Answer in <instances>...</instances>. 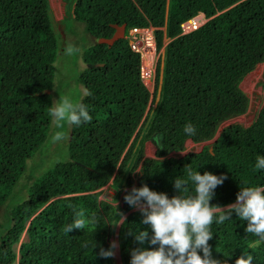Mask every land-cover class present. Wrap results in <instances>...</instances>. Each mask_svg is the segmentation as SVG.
Segmentation results:
<instances>
[{"label":"trees","instance_id":"16d2710c","mask_svg":"<svg viewBox=\"0 0 264 264\" xmlns=\"http://www.w3.org/2000/svg\"><path fill=\"white\" fill-rule=\"evenodd\" d=\"M197 12L207 20L179 35V23ZM70 18L94 39L109 38L111 24H124V34L152 26L156 47L162 48L158 91L149 102L138 78V55L124 34L111 45H86L81 52L86 66L77 80L92 93L81 97L92 121L69 127L65 156L29 183L25 199L6 209L0 220V264H113L99 252L109 248L108 223L118 214L98 197L114 172L125 168L135 172V181H124L125 210L133 208L124 200L133 186L146 184L171 197L177 194L174 178H187L189 168L226 177L210 201L221 207L235 202L240 187L264 186V170H254L257 157L264 156V87L252 123L228 125L215 135L222 121L245 110L240 82L264 60V0H74ZM62 21L52 17L48 0H0V207L26 160L46 139L58 51L55 29L64 32ZM187 123L196 127L195 135L184 133ZM154 134L161 136L154 157H145L142 140ZM210 139V147L168 157L183 150L187 140ZM73 208L83 209L86 219L95 217L99 227L87 223L83 230L65 233ZM125 217L126 225L117 230L120 264H130L132 249L158 247L150 243L152 229L140 211ZM246 226L235 213L223 224L214 220L208 241L212 258L235 264L238 257L251 255V264H264V241L246 233ZM140 231L148 233L143 242L135 239ZM23 232L26 240L19 242Z\"/></svg>","mask_w":264,"mask_h":264},{"label":"clouds","instance_id":"9594fccd","mask_svg":"<svg viewBox=\"0 0 264 264\" xmlns=\"http://www.w3.org/2000/svg\"><path fill=\"white\" fill-rule=\"evenodd\" d=\"M84 96H91L90 91H85ZM49 116L59 128L79 127L83 123H90L92 116L89 107L83 100L74 101L68 95L59 97L49 107ZM196 127L191 123L184 126L187 136L196 134ZM67 139L65 132H58L55 136L57 142ZM254 170H264V156H258ZM226 177L205 171H187V178L177 177L173 180L176 190L175 195L169 197L164 192L150 189L146 184L139 188L133 186L126 193L124 200L130 206L138 208L143 214L142 222L150 225L152 236L150 243L158 245L157 248L132 249L130 264H220L212 258L208 241L212 239L211 225L223 224L232 219L233 213L242 221H247L246 233L264 241V186L240 187L234 203L225 207L210 203L215 195L217 186L223 184ZM189 185L194 187L190 188ZM74 219L64 226L65 233L73 228L85 229L87 223L98 226L95 217L86 219L83 209L73 208ZM119 220L113 226L126 225V217L117 211ZM132 235L131 229L128 231ZM148 237L146 231H140L135 239L143 242ZM97 247L94 243L93 249ZM118 247L112 241L109 248H100L102 257H114ZM200 252L203 255H200ZM252 256L238 257L235 264H251Z\"/></svg>","mask_w":264,"mask_h":264},{"label":"rangeland","instance_id":"374dc122","mask_svg":"<svg viewBox=\"0 0 264 264\" xmlns=\"http://www.w3.org/2000/svg\"><path fill=\"white\" fill-rule=\"evenodd\" d=\"M73 3L74 0H48L52 17L55 20L63 19L59 27L65 28L63 33L60 32L58 27L55 29L58 51L53 62V82L49 91L51 94L52 105L59 97L68 95L74 101H77L80 100L84 94V89L77 80L79 72L84 68V66H86L81 59V52L86 45L90 44L95 39L85 32L81 23L75 22L70 18L72 17ZM263 87L264 60L247 73L240 82V89L247 97V106L245 110L236 116H232L222 121L216 129L215 135L228 125L239 124L245 126L252 123L263 103ZM68 131L69 127L65 126L64 128H59L52 122L51 118L50 127L45 141L39 149L26 160L25 169L19 181L12 190L9 199L3 206L0 207L1 221L5 219L6 209L13 201L22 200L27 197V186L29 183L54 161L65 156ZM142 131V129L139 130L136 137L137 140H139ZM58 132H65L67 139L57 142L55 140V136ZM153 136L154 139L142 140L145 157H154V151L156 148L155 141L159 142L161 136L159 134H154ZM212 139L204 142H191L187 140L183 150L171 151L169 152L168 157L176 158L189 152H197L202 146L210 147ZM126 178H129L131 181H135V172H131L129 168H125L124 171L119 174L114 172L111 179L100 189L98 197L101 201L110 203L115 208L116 212L118 211L124 216L131 210H138L136 207H133L131 210H125L123 208L121 197L122 193L127 189L124 185ZM118 220L119 217L117 220H111L108 223L107 241L109 245L112 241L117 243V230L119 225L113 226L112 224L117 223ZM25 240L26 236L23 232L19 242ZM17 246L18 244L15 246V250L17 249ZM115 253V256L111 257L112 263L120 264L118 247L115 249Z\"/></svg>","mask_w":264,"mask_h":264},{"label":"built area","instance_id":"2783aa9c","mask_svg":"<svg viewBox=\"0 0 264 264\" xmlns=\"http://www.w3.org/2000/svg\"><path fill=\"white\" fill-rule=\"evenodd\" d=\"M207 18L202 12H197L179 23V35L192 32L200 27ZM129 49L138 55V78L149 92V102L156 98L154 90L158 91L160 72L157 75V65L161 68L162 48H157L153 36V27H133L124 34Z\"/></svg>","mask_w":264,"mask_h":264},{"label":"water","instance_id":"95a60500","mask_svg":"<svg viewBox=\"0 0 264 264\" xmlns=\"http://www.w3.org/2000/svg\"><path fill=\"white\" fill-rule=\"evenodd\" d=\"M111 26L114 28L113 34L109 38H96L94 40L95 44L105 43L107 45H111L116 39L123 36L124 24H121V25L111 24ZM45 92H47V91H45ZM37 94H39V92Z\"/></svg>","mask_w":264,"mask_h":264}]
</instances>
